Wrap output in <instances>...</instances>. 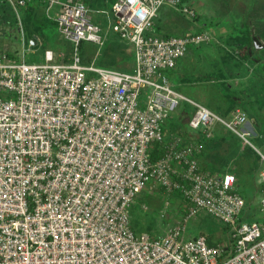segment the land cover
<instances>
[{
    "label": "built area",
    "instance_id": "2783aa9c",
    "mask_svg": "<svg viewBox=\"0 0 264 264\" xmlns=\"http://www.w3.org/2000/svg\"><path fill=\"white\" fill-rule=\"evenodd\" d=\"M0 1L10 3L20 26L21 9L41 1L71 42L62 61L52 48L34 62L0 48V264H264V219L240 221L247 199L236 172L205 169L199 157L200 133L212 138L222 124L264 160L246 127L249 115L240 108L219 114L164 73L191 45L213 40L206 29L155 31L166 4L189 19L199 15L194 4L113 2L108 28L131 43V70L82 58L84 42L106 44L85 0ZM22 26L33 51L41 38L27 40ZM182 103L195 109L186 128L173 130L167 123ZM156 142L164 148L153 159ZM259 181L264 185V168ZM148 185L184 200L187 215L161 236L133 229L131 207ZM202 210L230 225L231 243L211 245L205 232L185 237Z\"/></svg>",
    "mask_w": 264,
    "mask_h": 264
},
{
    "label": "rangeland",
    "instance_id": "374dc122",
    "mask_svg": "<svg viewBox=\"0 0 264 264\" xmlns=\"http://www.w3.org/2000/svg\"><path fill=\"white\" fill-rule=\"evenodd\" d=\"M187 1L189 4H194L200 17L189 19L177 8L166 4L161 9L159 18H157L160 26L162 25L163 32L161 34L166 35L167 32L184 34L192 28L202 27L212 34L213 40L210 43L191 45L180 68H168L164 73L177 88L182 89L189 97L207 104L219 114L224 115L226 113L224 116H230L235 108L244 110L242 107L244 103L238 101L239 96L243 95L242 98L247 100V108L244 111L251 117L252 110L256 106H251L250 99L257 95V90L262 95L257 106L264 109V47H256L253 43L249 48L239 49L241 55L245 54L247 50L253 56L250 59L246 58L245 64L243 62L238 66L236 65L237 62L234 61L235 58L227 55L229 53L227 50L232 49L233 46L225 44L224 41L230 33H240L244 31L246 25H249L253 34L258 35L264 44V0ZM109 2L110 0H90L89 5L93 8L94 20L102 26L106 35V46L111 45L110 52L116 54L119 60L118 67L134 70L135 61L131 58H125L127 55H132L131 43H127V39L121 41L115 38L117 32H112L108 28L113 19L112 5ZM4 14L7 18L0 19V48L7 52L11 51L20 57L24 55L26 60L30 62L44 60L43 52L46 48H52L55 52V58L59 61H62L63 58L67 59L70 55L71 42L65 38L63 33L59 32L55 23L49 22L41 32H38L42 43L40 42L39 47L34 46V49L37 48L32 51L26 48L27 43H24L21 30L23 25L22 28L25 29L27 40H30L32 34L27 29L26 9H21V26L18 20L19 16L15 11V17L9 9ZM81 48L82 56L87 55L91 61L101 65L100 61L103 59L106 49L104 45L88 40L83 43ZM236 60L240 61L239 59ZM257 60H262V64L256 62ZM234 66L236 67L234 68ZM182 74L188 78L204 77L206 79L185 83L180 78ZM261 115L264 117V112ZM260 123L264 126V120ZM250 138L255 144L261 145L255 135H250ZM247 149H251L253 152V156L251 155L253 164H260L264 168V160L257 154L252 144H248ZM245 190V186L239 188L241 193H244ZM166 201L169 202L168 205L165 203ZM183 201L180 192L168 195L160 187L146 186L131 207L133 229L138 232L146 230L157 236L165 234L169 228L187 215ZM223 226L224 229H222ZM227 227V223L202 210L190 222L185 237L191 238L198 232H205L213 234L212 237L216 241L223 243L228 241L223 238L224 230Z\"/></svg>",
    "mask_w": 264,
    "mask_h": 264
},
{
    "label": "trees",
    "instance_id": "16d2710c",
    "mask_svg": "<svg viewBox=\"0 0 264 264\" xmlns=\"http://www.w3.org/2000/svg\"><path fill=\"white\" fill-rule=\"evenodd\" d=\"M114 1L115 0H110L109 4L112 5ZM85 2L89 3L90 0H85ZM0 3H1L0 4V19L7 18V16L4 13L8 9L14 15V9L11 7L10 3L8 4L7 2H1V1H0ZM26 12H27V17H28V19H26L27 29L32 34V37H30V39H32L36 34H38V32H41L43 30L44 26H46L49 22L56 24V22L53 21L52 18H50L46 14L44 4L41 1H35L34 3L30 4L28 6ZM14 17H15V15H14ZM199 17H200V15L195 17V19L196 18L198 19ZM9 21H10V19H9ZM160 28L162 29V25L160 26V23L158 22V19L156 18V20H155V31H157V34L162 35ZM202 30H203L202 27H200V28L195 27V28H192L190 31L189 30L186 31L183 35L190 34L192 31L198 32V31H202ZM166 35H172V33L167 32ZM166 35H163V36H166ZM222 37H225V36L222 35ZM226 37L227 38L224 39L225 44L227 43V44H231L233 46L232 49L227 50L229 52V53H227V55H230V57L235 58L234 61L237 62L236 65L239 66L243 62L245 64V62L247 60L246 58H248V59L252 58L253 55L250 54L247 50L245 51V54H243L245 57L243 55H241V53L238 51L239 49L249 48L253 43H255L254 34L252 31V28H250L249 25L245 26L244 31H241L240 33H235V32L230 33ZM115 38H117L121 41H125L124 38H122L120 36V34H118V33H117ZM126 42L130 43L128 41H126ZM106 44H107V42H106ZM106 44H103L106 47V49H105V54L103 56V59L100 61L101 65H104L105 67H109V68H115V67L119 68L118 67L119 60L117 59L116 54H112L110 52V49L112 48V47H110L111 45L106 46ZM201 44H203V43H201ZM196 45H200V44H196ZM81 50H82V48H81ZM82 58H84V61L86 63L91 62L90 58L87 55L82 56ZM125 58H131V59H133V61H135L134 52H132L131 56L127 55V56H125ZM236 59H239L240 61H238ZM235 67L236 66H234V68ZM123 69H126V68H123ZM188 79H189V81H193V80L206 79V78H204V77L203 78H201V77L190 78L189 77ZM194 109L195 108H193V106L191 104L182 103L180 110L178 112H176L172 118H170V121L167 123V126L173 130L177 129L179 127L186 128L187 123H188V119L190 116H192ZM200 134H201V139L204 141L203 142L204 147L199 152V157H200V160L202 161L204 168L210 169L213 172H222V171H226L228 169L236 172V176L238 178L237 186H239V188H240V186L246 187V190L242 194L247 199L245 211H244V214L241 217L240 221L243 222V221L253 220L255 218L257 219V217H255L254 214H250V212H252L251 207L255 204V202L253 200H254L256 190H258L260 188V186L264 187V185H262V184L259 185L257 183L258 174H259L261 168H263V166L260 164H255L254 166H252V171H251L252 175L250 177H249V175L248 176L246 175L244 177L246 171H244L243 173H239V169L237 170L236 168H233V167L229 168V163L231 162L229 157L231 158L234 154L237 155L238 152L242 153L243 150H245L248 147L249 143H247L244 146V140L239 135H237L234 131H232L230 128H228L222 124H221V126L215 128V136L212 138H210L206 134H203L202 132ZM252 147H254V146L252 145ZM163 148H164L163 144L156 142L155 147H154V149H152V152H151L152 158L158 159L162 155ZM240 149H241V151H240ZM254 150L257 152V154H259V152L255 149V147H254ZM224 151H227L230 155L225 156V154H227V153H224ZM260 157H261V155H260ZM240 175H243V177L239 178ZM229 226L230 225H228L226 230H224V237L223 238L228 240L229 243H231L233 241V238L230 235V227ZM222 229H224V226L222 227ZM198 233H200V232H198ZM197 234H195V235H197ZM212 236H213V234H210V233L207 236L211 245H217L218 243L222 242V241H220V242L216 241L215 238H213Z\"/></svg>",
    "mask_w": 264,
    "mask_h": 264
},
{
    "label": "crops",
    "instance_id": "0c3cea01",
    "mask_svg": "<svg viewBox=\"0 0 264 264\" xmlns=\"http://www.w3.org/2000/svg\"><path fill=\"white\" fill-rule=\"evenodd\" d=\"M162 32H163V30L161 31V33ZM183 62H184V60L182 59L178 63V65L174 68H176V69L178 67L180 68V66L182 65ZM256 62L262 64V60H260V61L257 60ZM245 76H249V75H245ZM180 78H181V80H183V82L189 83V79L185 74H182V76ZM178 89L183 91L180 88H178ZM257 92H258L257 95L251 97L252 99H250L251 106H256V107H255V109L252 110L251 117L249 116V121L247 122L246 127H248L250 130H252V135H255L256 137H258V140L261 142V145L260 144H256V145L263 152V148H264V126H262V124L260 122L264 120V117L261 115V113L263 114L264 109L261 106H257V103H260L259 101H260V98L262 97L261 93L258 90H257ZM184 94L187 95L186 93H184ZM242 96H239L238 101H239V103L240 102L244 103V105L242 107H244V110H245L247 108V106H246L247 100L245 98H242ZM219 126H221V125L216 124L215 128H217ZM244 146H245V143H244ZM247 148L243 151V154L238 152L237 155L234 154L231 158L229 157V159L231 160V162L229 163V168L233 167V168H236L237 170L239 169V173H243L244 171H246L244 177L246 175L247 176L249 175V177L252 175V172H251L252 166H254L253 161L251 159V155L253 154V152L251 151V149H247ZM240 151H241V149H240ZM224 153H227V154H225V156L230 155L227 151H224ZM262 169L263 168H261V170ZM261 170H260V172L258 174V178H257V183L259 185L261 184V182L259 181V175L261 174ZM241 177H243V175L239 176V178H241ZM240 188H241V186H240ZM263 189H264V187L260 186V188L258 190H256L254 200H253L255 202V205H253L251 207L252 212H250V214H254L255 217H257L258 219H262V220L264 219V212L260 210V200L263 197Z\"/></svg>",
    "mask_w": 264,
    "mask_h": 264
},
{
    "label": "water",
    "instance_id": "95a60500",
    "mask_svg": "<svg viewBox=\"0 0 264 264\" xmlns=\"http://www.w3.org/2000/svg\"><path fill=\"white\" fill-rule=\"evenodd\" d=\"M254 40H255V46L256 47H264V44L262 43L260 37L258 35H254ZM33 43L36 44L37 43V38L33 39Z\"/></svg>",
    "mask_w": 264,
    "mask_h": 264
}]
</instances>
